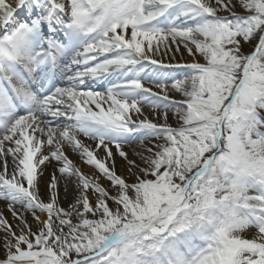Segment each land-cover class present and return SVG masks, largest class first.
Masks as SVG:
<instances>
[{"label":"snow or ice","instance_id":"snow-or-ice-1","mask_svg":"<svg viewBox=\"0 0 264 264\" xmlns=\"http://www.w3.org/2000/svg\"><path fill=\"white\" fill-rule=\"evenodd\" d=\"M0 161V264H264V0H0Z\"/></svg>","mask_w":264,"mask_h":264},{"label":"bare ground","instance_id":"bare-ground-1","mask_svg":"<svg viewBox=\"0 0 264 264\" xmlns=\"http://www.w3.org/2000/svg\"><path fill=\"white\" fill-rule=\"evenodd\" d=\"M182 52H183V49L181 50ZM178 59H181V60H185V57H184V54H183V59L181 58V54L180 53H176L175 54V59H171L170 57H164V61L166 62V63H173V62H177V60ZM180 60V62H182ZM155 90V89H154ZM170 95L171 96H173L174 98H176V99H180V96H179V94H177V93H175V92H171L170 91ZM151 118V117H150ZM170 119H171V116H170ZM127 149V151H131L129 148H126ZM69 154V156L70 157H72L75 161H76V163L78 164V162L80 161L79 160V158L78 157H75V156H73V154L71 153V152H69L68 153ZM11 158L9 157V160H10ZM79 165V164H78ZM0 166H2V161H0ZM52 171V168L51 167H49V169L45 172V178L47 179V177H48V173L49 172H51ZM58 174V173H57ZM61 193H63V189H61ZM6 202H1L0 201V205H2V206H5L6 204H5ZM5 204V205H4ZM2 206H0V211H4L3 210V208L4 207H2ZM65 206H67V205H65ZM5 212V211H4ZM7 215H9V216H11V214L6 210V212H5Z\"/></svg>","mask_w":264,"mask_h":264},{"label":"rangeland","instance_id":"rangeland-1","mask_svg":"<svg viewBox=\"0 0 264 264\" xmlns=\"http://www.w3.org/2000/svg\"><path fill=\"white\" fill-rule=\"evenodd\" d=\"M249 51H251V50H249ZM184 57H185V60L183 61V60H181V59H178L177 60V62H180V60L182 61V62H185V61H189L191 58L190 57H188V55H187V53L185 52L184 53ZM177 62H173V63H177ZM181 62V63H182ZM201 62H203V61H201ZM150 86V85H149ZM170 123H175V121H173L172 119H170ZM126 151H127V149H125ZM119 163V162H118ZM78 164H79V166H81L82 167V169L84 170V171H86V172H90L91 170L88 168V166H86V165H83L82 163H81V161H79L78 162ZM46 176V175H45ZM104 183H107L106 181H104ZM61 195H63V193H61ZM1 202H3V201H1ZM6 204V203H5ZM4 204V205H5ZM0 206H2V205H0ZM2 207H4L3 208V210L6 212V205L5 206H2ZM4 212V214L7 216V218L9 219V221L10 222H12V217L11 216H9V215H7L6 213ZM29 219L31 220V217H29Z\"/></svg>","mask_w":264,"mask_h":264}]
</instances>
